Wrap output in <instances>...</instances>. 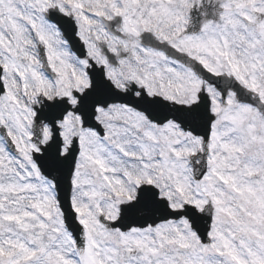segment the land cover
Returning <instances> with one entry per match:
<instances>
[{
    "label": "snow or ice",
    "instance_id": "obj_1",
    "mask_svg": "<svg viewBox=\"0 0 264 264\" xmlns=\"http://www.w3.org/2000/svg\"><path fill=\"white\" fill-rule=\"evenodd\" d=\"M0 264H264V0H0Z\"/></svg>",
    "mask_w": 264,
    "mask_h": 264
}]
</instances>
